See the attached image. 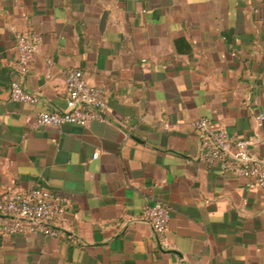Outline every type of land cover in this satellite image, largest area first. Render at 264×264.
I'll use <instances>...</instances> for the list:
<instances>
[{"label":"crops","instance_id":"obj_1","mask_svg":"<svg viewBox=\"0 0 264 264\" xmlns=\"http://www.w3.org/2000/svg\"><path fill=\"white\" fill-rule=\"evenodd\" d=\"M18 32L41 38L23 76ZM67 66L104 88L106 120L37 124L66 109ZM12 80L37 102L10 100ZM258 114L264 0H0V195L68 201L56 237L0 234V264H264V190L207 166L193 126L251 139ZM250 149L264 156V139ZM155 202L170 209L161 239L142 218Z\"/></svg>","mask_w":264,"mask_h":264},{"label":"built area","instance_id":"obj_2","mask_svg":"<svg viewBox=\"0 0 264 264\" xmlns=\"http://www.w3.org/2000/svg\"><path fill=\"white\" fill-rule=\"evenodd\" d=\"M40 35L34 32H18L14 36L19 72L28 73L36 57ZM48 67L53 62L47 59ZM66 92V109L62 111L40 110L35 118L41 126H60L65 123L84 126L91 121L106 120L107 99L104 88L89 84L81 69L67 66L61 70ZM50 73L46 74L49 78ZM9 98L15 102L35 104L38 97L30 93L19 80L9 84ZM258 126L264 115L256 116ZM201 137L200 159L209 167L246 178L249 186L264 190V156L251 153L250 146L264 139V134L251 139L234 138L224 128L214 127L206 117L193 122ZM97 152L93 153V157ZM68 209V201L46 187H27L10 190L0 195V234L38 233L56 237L60 233L59 222ZM142 218L149 222L158 238L165 235L170 209L161 202L147 205Z\"/></svg>","mask_w":264,"mask_h":264}]
</instances>
